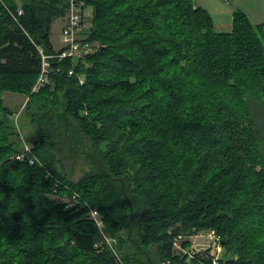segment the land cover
<instances>
[{
	"label": "trees",
	"instance_id": "trees-1",
	"mask_svg": "<svg viewBox=\"0 0 264 264\" xmlns=\"http://www.w3.org/2000/svg\"><path fill=\"white\" fill-rule=\"evenodd\" d=\"M87 3L98 50L50 57L32 92L39 47L61 51L51 25L69 0H0V264H189L174 239L207 228L221 264H264V25L236 9L218 31L194 0ZM4 91L29 96L33 163L14 158L23 142ZM61 136L92 166L77 180L61 169Z\"/></svg>",
	"mask_w": 264,
	"mask_h": 264
},
{
	"label": "rangeland",
	"instance_id": "rangeland-1",
	"mask_svg": "<svg viewBox=\"0 0 264 264\" xmlns=\"http://www.w3.org/2000/svg\"><path fill=\"white\" fill-rule=\"evenodd\" d=\"M18 3H21V0H17ZM196 3L201 5L202 7H205L208 9L210 14L213 17L215 27L217 23H232L233 24V15L234 11L239 8L245 14L248 16L250 21L255 25L258 23L264 22V0H231L229 3L225 2L224 0H194ZM87 16L84 17L79 34L77 36L78 39L87 40L88 34L90 32V29L93 25V14H94V8L92 5L88 4L87 6ZM66 24V14L60 17H57L52 25H51V37L53 42L57 47H60L63 45L62 40V28ZM90 44L91 50L90 53L95 52L98 50L100 46V42L97 40H94L92 42H88ZM83 63L88 65V61L83 58ZM49 72L47 74V80L41 84L44 85L49 80ZM38 81V79H37ZM36 81V83H37ZM35 83V84H36ZM35 86V85H34ZM34 86L32 88V92L36 91L34 90ZM39 89V88H38ZM37 89V90H38ZM3 99L6 105L11 106L13 109L16 110V112L13 114L15 116L18 112L19 119L18 124L15 122V125L20 133V140L23 142L22 144L31 146L32 145V139L30 135L29 128L26 129L21 125L20 117L21 113L24 107V104L26 100L29 99V96L25 94H21L18 92H12V91H4L3 92ZM15 119V118H14ZM61 145L63 147V152L61 155V169L69 179L71 180H77L81 177H83L86 173L91 171L92 166L88 160L84 157L82 153L74 149L72 146L67 144L66 140L62 138L61 136ZM55 198L58 200L61 198L58 194H53ZM65 201H70L67 196L62 197ZM77 203V202H76ZM71 206V205H70ZM104 231L111 236L106 230H105V224H104ZM211 231H213L212 228H207L199 231L198 235L193 234H183L182 237L179 239L177 244H173V255L175 257H186L188 260V263H193V259L190 258V253L193 252V250H202L205 248L206 244L210 241V236L208 235ZM217 234V233H216ZM116 238V251L119 253L120 256H122V253L119 249V239L116 236H111ZM101 245V244H100ZM175 258L167 259L163 261V264H178L177 260H174ZM177 261V262H174ZM196 262V261H195ZM199 262H197L198 264ZM194 264V263H193ZM200 264V263H199Z\"/></svg>",
	"mask_w": 264,
	"mask_h": 264
},
{
	"label": "built area",
	"instance_id": "built-area-1",
	"mask_svg": "<svg viewBox=\"0 0 264 264\" xmlns=\"http://www.w3.org/2000/svg\"><path fill=\"white\" fill-rule=\"evenodd\" d=\"M87 6V0H69V7L66 12V24L62 28L61 35L63 40V46L60 52H58L57 54H48L44 51L42 47H39V51L42 56V70L39 75L38 81L34 86V90L40 88L41 84H43L47 80V74L49 72L50 66V57L57 56L59 59L65 57H72L75 61H78L84 56V54L90 52V44L84 39L80 40L77 38L80 31L81 23L84 17H86L88 14ZM21 13H23V9L19 8L17 14ZM12 15L16 17L15 12H13ZM72 73L73 69L70 70V74ZM19 114L20 112H18L14 116V120L17 124ZM31 147L32 146L23 145V148L14 155V158L18 160L28 159L30 163H33L36 158L34 157V155L31 154ZM78 200V194L74 193L73 197L70 199V201H68V205H73L78 202ZM87 207L89 209L90 218L95 221V223L98 225L103 235L104 241L118 255V252L116 251L115 247L117 240L115 237L109 236L104 231V221L99 210L95 207L90 206L89 204H87ZM198 233L199 232H197L196 235H198ZM208 235L210 236V241L206 244L205 248L202 250H193V252L190 253L189 259L197 260L200 264H221V258L224 251V246L222 244L221 237L216 234L214 230L211 231ZM181 237L182 235L176 237L174 239L173 244H177Z\"/></svg>",
	"mask_w": 264,
	"mask_h": 264
},
{
	"label": "crops",
	"instance_id": "crops-1",
	"mask_svg": "<svg viewBox=\"0 0 264 264\" xmlns=\"http://www.w3.org/2000/svg\"><path fill=\"white\" fill-rule=\"evenodd\" d=\"M225 2H227V3H229L231 0H224ZM237 9H239V8H237ZM258 24H263L264 25V22H262V23H258ZM255 25H257V24H255ZM232 26H233V24L231 23H217V25H216V29L218 30V31H224V32H228V31H231L232 30ZM51 40H52V37H51ZM52 43H53V46H54V48L56 49V50H59V49H61L62 48V46L63 45H61L60 47H57L56 45H55V43L53 42V40H52Z\"/></svg>",
	"mask_w": 264,
	"mask_h": 264
}]
</instances>
